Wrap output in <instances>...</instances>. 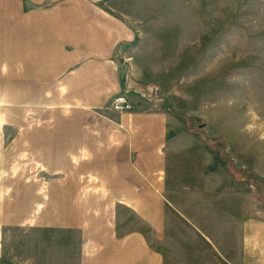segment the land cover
Masks as SVG:
<instances>
[{
    "label": "rangeland",
    "instance_id": "rangeland-1",
    "mask_svg": "<svg viewBox=\"0 0 264 264\" xmlns=\"http://www.w3.org/2000/svg\"><path fill=\"white\" fill-rule=\"evenodd\" d=\"M39 1L0 0V264H94L80 248L104 241L99 226L162 264H250L246 245L264 249V0ZM58 4L128 32L95 105L28 80V9ZM154 153L160 171L142 176ZM79 188L134 192L108 209ZM132 188H161L160 210H135Z\"/></svg>",
    "mask_w": 264,
    "mask_h": 264
},
{
    "label": "crops",
    "instance_id": "crops-1",
    "mask_svg": "<svg viewBox=\"0 0 264 264\" xmlns=\"http://www.w3.org/2000/svg\"><path fill=\"white\" fill-rule=\"evenodd\" d=\"M33 2L41 3L39 0H28V6L32 5ZM59 6L58 4L51 8L28 9V71L30 73L28 80L34 81L35 88L41 87V90H43V86H48L50 82L57 81L59 100H61L60 97L65 98L64 94L68 92V89L71 92L69 96L72 97V99L69 96L67 97L68 102H75L73 97L75 96L80 103H85L84 101L88 100L95 105L97 97L109 95V92L113 91L112 82L119 79H117L118 76L114 72L111 56L116 46L114 42L119 43L122 37H127L128 32L117 19L108 14H102L101 12L97 15H90L86 10L87 8L73 9L71 7L70 9H64L59 8ZM97 16H100L99 20H97ZM113 24H115L117 30L113 29ZM130 79H133L132 76ZM98 80H106L111 83L108 84L106 81L102 83ZM99 83H101L100 86H98ZM61 86L66 89H62ZM109 89L111 90L109 91ZM63 102L65 104V99H63ZM145 126L149 127V124ZM148 127L147 130L151 131ZM154 129L152 128V130ZM132 133L137 136L136 131ZM132 133L131 144L134 146L135 137L132 136ZM147 133L149 135L153 134L149 131ZM149 138L154 143L155 137L150 136ZM132 146L129 147V150L133 148ZM155 155L156 157L145 154L139 156L142 176L146 174L154 177L160 171L161 160L159 155ZM91 161L93 164H97V159L93 158ZM144 170H146V173H143ZM79 189L81 193L89 196L96 195L93 198L96 197L100 201V205L106 203L108 209L112 202L126 204L129 202L126 200L130 199L128 196L134 192L127 194L123 191V188H98L99 191H97V188ZM132 189H137L139 196L142 198L138 201V196H131L136 200L133 203L135 206H132L135 210H160V207H158L161 205L160 196L154 191L156 190L160 194L161 188H147L150 194L146 192V188ZM174 189L172 188L169 192L172 197H174L173 194L180 193L179 188ZM146 194L155 197V202ZM98 196H101V198L99 199ZM102 196L108 197L102 199ZM171 204H174L173 208L175 206L180 207L178 200L173 201ZM97 209L103 210L100 207H97ZM102 227L99 226V229L96 230L89 227V232H93L92 236L94 238L97 239V237L103 235L105 239L102 242L88 241L83 245L80 244L82 246L80 248L82 259H93L94 264L99 263L101 260H104V264H162L160 253L159 256L156 255L144 244L143 240H138L139 238L136 237L130 243L129 239L120 238L122 236L115 233L113 236H109L114 241H107L109 239L106 233L107 230L102 229ZM250 245H246L243 258L252 259L250 264H258L257 261L264 264V249L256 248V252H253ZM125 247L127 249H124ZM130 248L132 254L128 253ZM84 263L87 264V262Z\"/></svg>",
    "mask_w": 264,
    "mask_h": 264
},
{
    "label": "built area",
    "instance_id": "built-area-1",
    "mask_svg": "<svg viewBox=\"0 0 264 264\" xmlns=\"http://www.w3.org/2000/svg\"><path fill=\"white\" fill-rule=\"evenodd\" d=\"M113 106L119 110H124L130 107L127 96L125 94H118L113 101Z\"/></svg>",
    "mask_w": 264,
    "mask_h": 264
}]
</instances>
